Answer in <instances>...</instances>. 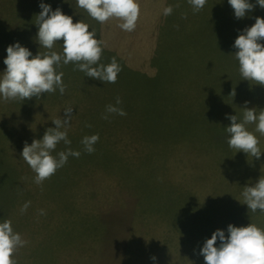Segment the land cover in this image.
<instances>
[{
  "label": "rangeland",
  "instance_id": "rangeland-1",
  "mask_svg": "<svg viewBox=\"0 0 264 264\" xmlns=\"http://www.w3.org/2000/svg\"><path fill=\"white\" fill-rule=\"evenodd\" d=\"M41 3L89 25L102 42L100 63L114 57L122 72L116 83L104 84L62 64L57 72H63V95L57 89L25 101L0 97V222L10 220L27 241L16 250L15 264H205L199 251L217 229L226 236L229 224L264 229V213L248 210L241 195L243 187L264 178V153L257 159L230 149L224 129L231 124L226 115L242 119L249 89L239 66L226 55L222 61L228 21L223 2L207 0L200 30L204 39H214L216 66L219 55V73L228 70L231 81L220 84L212 103L204 104L203 96L202 107L194 105L197 92H189L194 79H186L185 91L181 75L182 25L188 26L181 16L188 0H137L132 32L121 30L116 19L95 21L76 0H0V73L9 45L19 42L33 56L48 51L36 42ZM168 6L173 12L164 16ZM62 43L52 50L62 53ZM151 57L156 64L143 70ZM235 83L237 89L226 94ZM139 91L141 96H132ZM109 104L126 115L107 114ZM69 107L70 122L61 130L71 144L60 142L52 155L69 148L81 155L69 156L38 185L21 157L24 144L42 139ZM247 128L254 131L255 125ZM94 134L99 141L88 154L81 140ZM254 134L264 152V136Z\"/></svg>",
  "mask_w": 264,
  "mask_h": 264
},
{
  "label": "clouds",
  "instance_id": "clouds-1",
  "mask_svg": "<svg viewBox=\"0 0 264 264\" xmlns=\"http://www.w3.org/2000/svg\"><path fill=\"white\" fill-rule=\"evenodd\" d=\"M194 12L202 10L206 0H188ZM237 19H243L246 13L258 5L264 9V0H256L255 4L249 0H228ZM76 5L84 10L92 19L104 24L110 19L121 21L118 27L126 32H132L140 14L137 0H76ZM42 11L36 15L35 25L38 27L36 42L48 51L33 56L31 51L21 46L19 42L9 45L4 59L5 70L0 73V97L5 101H25L33 97L39 99L45 93H54L57 89L61 95L66 91L63 83V72L57 68L73 64V70H79L85 76L105 83H116L118 73L122 68L113 57L107 65L100 63L103 47L96 38L94 31H89V25L82 22H73L71 16L65 15L58 7L52 10L51 5L41 3ZM178 7V5H177ZM173 7L163 9V15L169 16ZM62 43V53L53 51L58 41ZM264 18L256 17L251 27L244 28L235 39L233 47L237 49L234 58L239 64V73L243 80L255 82L264 86ZM31 57V58H30ZM122 101L116 99L117 105ZM247 104V102H246ZM72 108L64 110V119L52 121L54 128H49L40 140H33L31 145L25 142L21 157L30 166L35 175V183L40 185L53 176L63 167L68 157L79 158L81 153L70 148L53 156L56 146L63 142L70 145L64 129L68 126ZM107 114L125 116L122 108L111 104L106 106ZM102 118L108 119V115ZM231 121L225 132L228 134L227 143L230 149L244 152L247 156L259 159L262 152L259 140L254 133L264 136V109H243L242 119L237 115L228 116ZM255 125L254 131H249L248 125ZM90 127V125H87ZM99 141V134L85 136L81 140L84 151L91 154L95 151L94 145ZM243 203L252 213H264V178H259L254 186L243 187ZM30 202H26L21 211H26ZM43 214V213H42ZM228 235L224 230L217 229L206 239L199 254L203 256L205 264H264V229L255 224L236 227L229 224ZM217 240L219 245L217 246ZM27 241L19 233L14 232L10 220L0 222V264H15L13 259L16 250L23 247ZM153 261L156 257H151Z\"/></svg>",
  "mask_w": 264,
  "mask_h": 264
},
{
  "label": "crops",
  "instance_id": "crops-1",
  "mask_svg": "<svg viewBox=\"0 0 264 264\" xmlns=\"http://www.w3.org/2000/svg\"><path fill=\"white\" fill-rule=\"evenodd\" d=\"M219 1L223 2L225 8L224 16L227 14L226 17L227 20L229 21V22L226 21V25H227V29L225 31L226 38H224L222 42L218 39L219 43L221 42L220 43L221 47L223 48L225 46V49H223L222 52L224 54L222 61H224L226 55V59L231 65L239 66L238 64H236L237 60L234 58V53L237 51V49L233 47L234 41L244 28L251 27L255 23L256 17L264 18V9H261L257 5L253 11L246 13L245 18L237 19L234 16V10L228 4V0H219ZM249 2L255 4L256 0H249ZM207 6L208 5L206 0V4L204 8L199 12H194L192 6L189 4L187 12L183 13L181 16L182 23L188 21L187 22L188 26L182 25L183 45L181 47L183 53H185V60L182 64L181 75L183 82H185L183 84L185 91L187 87H189V85L186 84V79L188 80V78L189 79L193 78L195 81V84H192V87L195 89L193 90L190 87L191 90L189 92L192 93L197 92L196 99L193 100L194 105H196V107H202L203 104L201 103V101L203 96H205V99L203 101L204 104L212 103V101H214V98H218L216 94L219 90L217 88L221 87L220 84L226 83L228 80L229 83L231 81L228 70H226L227 72H223L225 74L219 73L220 67L218 66L221 63L219 55L217 57V66H216L215 59L218 52H216V49H214L215 47H217L215 42H213L214 39L213 41L210 39L209 40L204 39L201 35V30H200L201 13H203V11ZM218 24L219 26H221L220 23ZM212 25L213 24L211 23V27ZM194 39L197 40L195 44L193 43ZM261 43H264V41H262ZM195 48H197V50ZM205 52L208 53L206 57L204 55ZM209 56L214 57V60H211ZM235 72H237V67ZM240 80L241 81L243 80L242 77H240ZM246 82L248 83V89H249V96L245 101L247 102L246 107L256 108L257 110L264 109V86L254 84L255 82L252 81H246ZM235 85L236 83L233 86L231 85L227 86V88L224 89L226 94H230L231 92L235 91L237 89ZM152 241L156 242V240H153V238Z\"/></svg>",
  "mask_w": 264,
  "mask_h": 264
},
{
  "label": "trees",
  "instance_id": "trees-1",
  "mask_svg": "<svg viewBox=\"0 0 264 264\" xmlns=\"http://www.w3.org/2000/svg\"><path fill=\"white\" fill-rule=\"evenodd\" d=\"M140 62H142V60H140ZM155 64H156L155 58H154V57H151V58L148 60V63L146 64V66L144 67L143 70H145V68H147V67H152V66H154ZM158 64H159V63L157 62V67H159ZM141 69H142V68H141ZM139 71H140V70H139ZM121 72H122V71H121ZM121 72H120V73H121ZM120 73H118V77H117V79L119 78ZM120 80H122V76H120ZM142 84H143V82H141L140 85H142ZM139 95L141 96L140 91L138 92V94H133L132 96H135V97L137 96V97H138ZM135 97H134V98H135Z\"/></svg>",
  "mask_w": 264,
  "mask_h": 264
}]
</instances>
